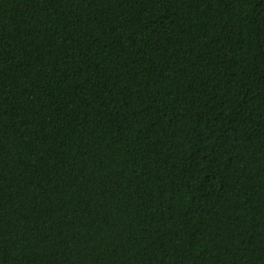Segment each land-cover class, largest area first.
I'll return each instance as SVG.
<instances>
[{"label":"trees","instance_id":"trees-1","mask_svg":"<svg viewBox=\"0 0 264 264\" xmlns=\"http://www.w3.org/2000/svg\"><path fill=\"white\" fill-rule=\"evenodd\" d=\"M0 264H264V0H0Z\"/></svg>","mask_w":264,"mask_h":264}]
</instances>
